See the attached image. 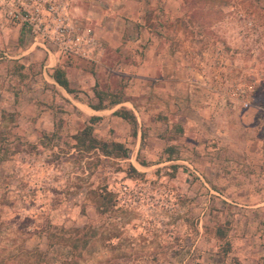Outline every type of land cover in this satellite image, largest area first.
<instances>
[{
	"label": "rangeland",
	"instance_id": "374dc122",
	"mask_svg": "<svg viewBox=\"0 0 264 264\" xmlns=\"http://www.w3.org/2000/svg\"><path fill=\"white\" fill-rule=\"evenodd\" d=\"M64 1L76 23L89 0ZM21 2L0 0V17L20 23L4 8ZM115 2L160 36L174 104L139 82L135 128L60 118L46 132L0 114V264H32L49 233L82 228L56 245L77 264H264V0Z\"/></svg>",
	"mask_w": 264,
	"mask_h": 264
},
{
	"label": "crops",
	"instance_id": "0c3cea01",
	"mask_svg": "<svg viewBox=\"0 0 264 264\" xmlns=\"http://www.w3.org/2000/svg\"><path fill=\"white\" fill-rule=\"evenodd\" d=\"M110 1L107 6L101 0L76 6L80 13L76 23L95 43L85 56L65 57L54 49H42L27 38L20 23H9L0 17V114L19 113L18 123L35 125L37 130L46 132H53L60 118L72 124L74 120L86 119H98L102 124L128 123L115 114L119 110L133 114L138 125L141 112L135 104L141 101L136 92L139 82L144 91L157 94L159 103L174 102L172 90L165 82L169 74L165 58L155 46L160 36L141 17L127 18L123 12L128 5ZM145 1L129 0L136 14ZM79 61L91 66L86 69ZM57 68L64 71L74 93H67L56 84L53 73ZM112 80L124 84L119 95L113 92ZM96 94L101 95V100ZM99 102L101 108L91 107ZM134 138L138 139V129Z\"/></svg>",
	"mask_w": 264,
	"mask_h": 264
},
{
	"label": "built area",
	"instance_id": "2783aa9c",
	"mask_svg": "<svg viewBox=\"0 0 264 264\" xmlns=\"http://www.w3.org/2000/svg\"><path fill=\"white\" fill-rule=\"evenodd\" d=\"M20 10L6 4L8 18L20 22L42 49H54L59 54L85 56L95 46L90 35L76 29L64 0H28Z\"/></svg>",
	"mask_w": 264,
	"mask_h": 264
},
{
	"label": "trees",
	"instance_id": "16d2710c",
	"mask_svg": "<svg viewBox=\"0 0 264 264\" xmlns=\"http://www.w3.org/2000/svg\"><path fill=\"white\" fill-rule=\"evenodd\" d=\"M138 1H142V0H138ZM53 79L56 82L57 85H59L60 87H62L67 93H74V91L72 89L69 88L67 80L65 78V73L61 68H57L54 73H53ZM96 96L98 97L99 100H101V95L100 94H96ZM111 97H115V95H111ZM91 107L93 109H98L101 108V104L100 102L97 105H91ZM117 116H119L120 118H122L123 120L127 121L130 125H132V127H137V123H136V119L133 116V114L124 111V110H119L115 113ZM91 120H98V119H91ZM90 129H86L83 131V135H88L89 134ZM136 134V130L133 132V136H135ZM92 142H95L94 140H91ZM111 146L113 147V149L115 150L114 156L116 158H127L129 155V150L125 147H123V145L121 143H111ZM107 144L103 143L101 145V152L108 156L110 155V153L107 151ZM92 148H94L92 146ZM171 160V159H168ZM85 228L82 229H71V230H64L63 234L58 236V231L54 232V233H47L48 235V244H47V248L44 252H39V251H31V252H25L26 254L31 255L32 258H34V261L32 264H77L75 261V250L76 247H65L63 245V247H56L59 242H61L62 244H66L69 243L70 241V235L71 233L74 234H78V233H84ZM66 234H68V237H64ZM230 252L229 247H227V249H225L223 251L224 257H227V254ZM30 264V263H29ZM236 264H239L236 262Z\"/></svg>",
	"mask_w": 264,
	"mask_h": 264
}]
</instances>
